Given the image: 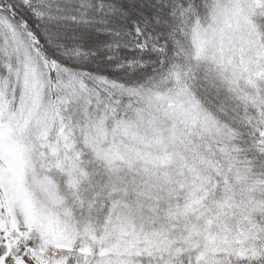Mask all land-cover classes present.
<instances>
[{
    "label": "snow or ice",
    "instance_id": "1",
    "mask_svg": "<svg viewBox=\"0 0 264 264\" xmlns=\"http://www.w3.org/2000/svg\"><path fill=\"white\" fill-rule=\"evenodd\" d=\"M0 264H264V0H0Z\"/></svg>",
    "mask_w": 264,
    "mask_h": 264
}]
</instances>
